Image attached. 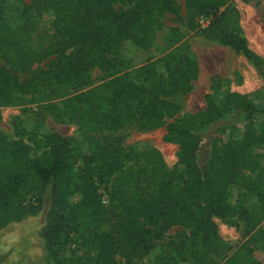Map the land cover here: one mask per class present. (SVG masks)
Segmentation results:
<instances>
[{"label":"trees","instance_id":"1","mask_svg":"<svg viewBox=\"0 0 264 264\" xmlns=\"http://www.w3.org/2000/svg\"><path fill=\"white\" fill-rule=\"evenodd\" d=\"M6 1L0 0V55L10 68L0 65V107L11 102L14 92L34 95L37 117L30 135L33 148L20 141L6 143L0 135V205L24 201L34 183L40 192L49 190L40 230L48 263L178 264V251L161 240L180 224L203 249L194 251L192 260L209 255L217 264L216 259L232 251L224 264H264L255 256L257 251L264 254V157L262 167L240 169L248 148L264 143V84L248 96L231 91L218 101L205 95L206 108L195 131L182 120L167 122L163 138L178 144L172 169L163 171L154 151L133 156L162 173L158 191L144 197L133 171L121 170L127 158L121 156L118 106L154 120L169 115L173 102L166 97L191 89L192 56L158 68L148 62L124 84L107 81L57 103L56 117L79 118L98 128L94 134L63 138L46 126L42 115L52 94L88 84L92 66L110 71L125 61L130 49L145 46L153 14L177 17L176 0H31V26L23 30H13L6 22ZM183 5L190 30L228 46L264 77V57L249 47L230 0H185ZM35 15L43 19L40 27L34 26ZM200 17L207 21L203 27L196 23ZM21 35L31 36V47L23 46ZM48 57L45 68L26 79L16 76L34 60ZM96 158L99 172L93 166ZM72 161L79 163L80 182L70 188ZM113 175L110 204L104 205L99 189ZM236 181L241 190L232 200L228 188ZM35 197V204H27L31 213L41 211L42 196ZM213 214L241 224L250 234L247 240L236 250L219 242L210 221ZM70 232L80 242L71 257L63 258L58 247Z\"/></svg>","mask_w":264,"mask_h":264},{"label":"rangeland","instance_id":"2","mask_svg":"<svg viewBox=\"0 0 264 264\" xmlns=\"http://www.w3.org/2000/svg\"><path fill=\"white\" fill-rule=\"evenodd\" d=\"M30 2L31 0L6 1L4 17L13 30H23L24 27L31 26L28 16H32L33 13L27 8ZM176 2L179 5L177 17L166 12L153 14L152 31L145 46L130 49L125 61L110 71L105 72L95 65L92 66L88 70L90 78L88 84L78 90H58L55 95L52 94L50 101L45 102L47 108L42 115V121L46 123V126L51 127L63 138L94 134L98 128L79 118L61 120L56 117L54 114L58 110L57 103L68 97L85 93L86 90L107 81L113 80V84H124L133 78L135 70L148 62L153 61L158 68L170 63L176 65L185 56H192L195 71L192 77L194 79L190 81L191 89L189 91L175 90L173 96L166 97L173 102L169 115L154 120L149 119L139 110L132 111L124 108L122 104L118 106L121 126L118 133L123 135L124 141V153L121 156L127 158L122 159L121 170L133 171L138 190L144 197L158 191L160 186L158 177L162 173L151 170L143 162L135 161L133 156H141L140 152L143 151H154L162 159L163 171H170L177 160L178 144L164 140L167 122L182 120L187 122L192 131H195L206 108L205 95H211L218 101H221L225 93L231 91L248 96L264 84V77L258 74L244 57L228 46L210 41L199 36L196 31L190 30L185 19L183 5L185 0H176ZM230 2L239 12L241 27L249 47L264 57V0H230ZM32 19L35 27L41 26L42 18L35 15ZM206 22V19L202 17L196 20L201 27ZM30 37L20 36L25 48L29 46ZM50 60V57L34 60L26 71L19 70L15 74L20 80L26 79L34 71L45 68ZM0 65L7 69L10 68L1 55ZM52 104H55V107ZM36 112L37 103L34 95L14 92L11 102L0 107V135L3 140L6 143L20 141L33 148L30 135L34 130ZM263 157L264 143L252 144L246 152L245 161L240 169L262 167ZM93 166L96 172L100 171L98 158L93 162ZM71 170L70 188H73L80 182L79 163L72 161ZM114 176L106 178L105 183L99 189L100 200L104 205L110 204L109 193L115 179ZM240 190L241 184L238 181L229 185L228 197L235 199ZM38 193L42 196L41 211L31 213L27 210V204H35V195ZM48 205L49 190L40 192L36 183L32 185L24 201H10L6 206L0 205V264H49L47 250L40 234ZM210 221L215 225L217 240L229 244L234 247V250L250 235L241 224H232L220 215L213 214ZM79 242L78 235L70 232L68 237L60 242L59 254L63 258L71 257L72 251L76 249ZM161 242L171 246V250L178 251V264H214L209 255L199 256L198 260H192L191 256L194 255V251H203V249L197 242H192L190 232L180 224L167 230ZM231 253L232 251L227 257ZM255 256L264 261V254L257 251ZM226 258L215 261L217 264H224Z\"/></svg>","mask_w":264,"mask_h":264},{"label":"crops","instance_id":"3","mask_svg":"<svg viewBox=\"0 0 264 264\" xmlns=\"http://www.w3.org/2000/svg\"><path fill=\"white\" fill-rule=\"evenodd\" d=\"M240 25H241V22H240ZM242 28V27H241Z\"/></svg>","mask_w":264,"mask_h":264}]
</instances>
